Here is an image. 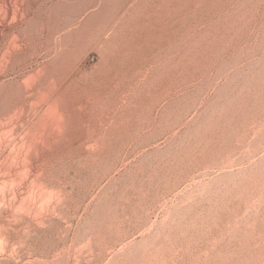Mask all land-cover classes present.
Segmentation results:
<instances>
[{"label": "rangeland", "instance_id": "374dc122", "mask_svg": "<svg viewBox=\"0 0 264 264\" xmlns=\"http://www.w3.org/2000/svg\"><path fill=\"white\" fill-rule=\"evenodd\" d=\"M0 130V264H264V0H0Z\"/></svg>", "mask_w": 264, "mask_h": 264}, {"label": "bare ground", "instance_id": "6f19581e", "mask_svg": "<svg viewBox=\"0 0 264 264\" xmlns=\"http://www.w3.org/2000/svg\"><path fill=\"white\" fill-rule=\"evenodd\" d=\"M15 112V111H14ZM7 115V114H6ZM1 131V130H0ZM6 131V130H5ZM3 136V135H2ZM1 140V139H0ZM9 142V141H8ZM2 151V150H1ZM17 179V178H16ZM29 225V224H28Z\"/></svg>", "mask_w": 264, "mask_h": 264}]
</instances>
